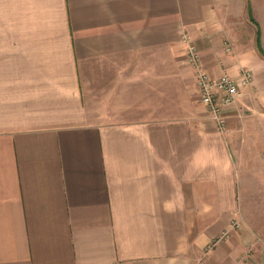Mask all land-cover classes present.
<instances>
[{
    "label": "crops",
    "instance_id": "crops-1",
    "mask_svg": "<svg viewBox=\"0 0 264 264\" xmlns=\"http://www.w3.org/2000/svg\"><path fill=\"white\" fill-rule=\"evenodd\" d=\"M258 30L264 0H0V264H264ZM184 34L254 74L224 130Z\"/></svg>",
    "mask_w": 264,
    "mask_h": 264
},
{
    "label": "built area",
    "instance_id": "built-area-1",
    "mask_svg": "<svg viewBox=\"0 0 264 264\" xmlns=\"http://www.w3.org/2000/svg\"><path fill=\"white\" fill-rule=\"evenodd\" d=\"M182 41L187 45V61L196 68L200 102L207 109L210 118L224 130L227 126V112L238 104L246 88L252 85L254 74L251 69L242 68L238 76L228 73L213 76L204 68L201 53L194 45L191 35L184 34ZM226 46L231 50L229 42H226Z\"/></svg>",
    "mask_w": 264,
    "mask_h": 264
},
{
    "label": "trees",
    "instance_id": "trees-1",
    "mask_svg": "<svg viewBox=\"0 0 264 264\" xmlns=\"http://www.w3.org/2000/svg\"><path fill=\"white\" fill-rule=\"evenodd\" d=\"M249 12H250L251 20L254 21L255 23H257V22L255 21L253 15H252L251 7H249ZM257 42H258L259 51H260L261 54L264 56V48L262 47L261 39H260V30H258V39H257Z\"/></svg>",
    "mask_w": 264,
    "mask_h": 264
},
{
    "label": "rangeland",
    "instance_id": "rangeland-1",
    "mask_svg": "<svg viewBox=\"0 0 264 264\" xmlns=\"http://www.w3.org/2000/svg\"><path fill=\"white\" fill-rule=\"evenodd\" d=\"M257 24V23H256ZM258 25V24H257ZM256 27H258V26H256Z\"/></svg>",
    "mask_w": 264,
    "mask_h": 264
}]
</instances>
